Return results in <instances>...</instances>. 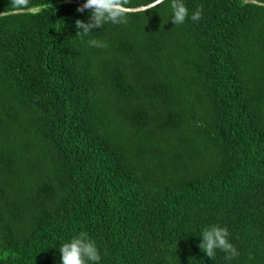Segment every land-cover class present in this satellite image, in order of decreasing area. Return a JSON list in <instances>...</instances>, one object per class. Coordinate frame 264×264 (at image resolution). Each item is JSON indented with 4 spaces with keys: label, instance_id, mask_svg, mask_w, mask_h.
I'll list each match as a JSON object with an SVG mask.
<instances>
[{
    "label": "trees",
    "instance_id": "trees-1",
    "mask_svg": "<svg viewBox=\"0 0 264 264\" xmlns=\"http://www.w3.org/2000/svg\"><path fill=\"white\" fill-rule=\"evenodd\" d=\"M85 2L0 0V264L80 232L98 264H264V0H184L182 25L130 0L82 39ZM216 224L239 256L201 250Z\"/></svg>",
    "mask_w": 264,
    "mask_h": 264
},
{
    "label": "clouds",
    "instance_id": "clouds-1",
    "mask_svg": "<svg viewBox=\"0 0 264 264\" xmlns=\"http://www.w3.org/2000/svg\"><path fill=\"white\" fill-rule=\"evenodd\" d=\"M130 0H86L85 3L77 8L78 12L90 10L91 15L88 22L77 19L76 27L78 32L76 35L83 37L88 36L94 29L102 27L105 23L116 25L126 24L128 14L131 9L128 7ZM164 0H154L152 7L163 4ZM30 0H11V6L18 12L28 9ZM170 8L172 11L171 19L175 25H182L189 18V10L184 0H170ZM148 10V9H146ZM203 5L198 6L191 15L192 21H199L202 18ZM88 44L91 47L100 48L107 45L98 39H89ZM202 241L199 247L209 258L215 259L216 250L220 249L225 252L226 260H232L239 256L237 248L229 242V231L226 227L220 225H211L205 227L201 234ZM61 254V264H98L101 260L100 252L94 240H92L87 232H80L71 240L63 242L59 246Z\"/></svg>",
    "mask_w": 264,
    "mask_h": 264
}]
</instances>
